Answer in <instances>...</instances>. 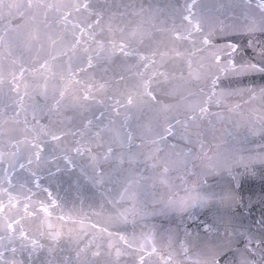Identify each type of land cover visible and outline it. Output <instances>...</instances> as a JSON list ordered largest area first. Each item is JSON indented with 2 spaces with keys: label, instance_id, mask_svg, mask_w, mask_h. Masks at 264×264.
Listing matches in <instances>:
<instances>
[{
  "label": "snow or ice",
  "instance_id": "snow-or-ice-1",
  "mask_svg": "<svg viewBox=\"0 0 264 264\" xmlns=\"http://www.w3.org/2000/svg\"><path fill=\"white\" fill-rule=\"evenodd\" d=\"M241 2L243 7L239 16L234 11L223 18L205 9L197 11L198 0H190L184 6L180 24L174 20L171 24L161 20L157 25L154 18H147L130 26L129 23H115L113 17L106 20L104 9L93 8L91 0H0V21H21L17 28H5L0 32V47L5 48L9 56L13 55L14 48L22 51L35 48L39 52L44 50L45 41L49 46L47 58L40 61L38 67L29 70L20 64L18 72L9 73L11 79H6L0 72V96H6L11 102L6 107L15 105L17 109L14 116L8 119L20 124L21 112L26 113L29 108L32 112L31 121L26 115L23 120L24 138L9 140L10 151L5 153L0 150V161L6 154L17 156L20 146L27 145L32 150L28 164L33 163V157L39 164L45 145H55L61 154L52 159L63 161V169L57 166V172L79 169L87 175L93 186L103 188L105 185H119L117 194L106 197L95 214L108 212L110 218L119 225L131 223L133 233L138 227H147L136 223L135 216L138 213L133 210L140 198L147 194L145 182L148 180L154 181L153 187L158 182L163 188L161 211L187 213L191 219L193 213L190 209L204 208L210 203L227 207L230 210L228 216L218 217L211 224L200 225L204 235L197 236L195 244L192 241H180L183 260L190 264H264V208L260 219L253 218L252 221V224L259 225V231H254L252 225L246 226L237 217L236 210L242 216L244 211L251 209L239 195L240 185L231 182L236 180L234 165H243L245 172L251 171L255 175L250 164L256 163V160L253 158L245 163L243 156H209L204 152L209 161H216L207 166L208 171L211 174L226 172L231 181L213 186L208 185L206 180L189 182L185 176H180V184L175 185L170 182L169 175L175 170L176 164H183L186 175L193 174L187 166V157L192 154V150L161 155L165 153V146L171 149L177 147L175 143L168 142L169 137L176 139L179 136V139L191 143L189 136L193 128L199 127L205 120L211 124L210 118L213 116L223 119L222 112L210 110L212 106L223 107L233 113L241 109L242 105H250L256 100L264 104V83H256L257 79L264 81V0H258L256 4L258 15L250 11L254 0ZM143 12L145 9L141 8L135 14ZM81 13L87 14L86 21L77 19L76 14ZM10 31L15 35L6 41L5 36ZM104 33L108 34L107 39L98 38ZM195 34H199L200 47L194 51L185 48V44L195 46ZM231 35L247 36V44L240 45L229 39ZM215 36L223 42L214 40ZM141 46H147L150 51L141 52ZM195 53L201 57L198 67H194L191 59ZM117 56L135 59L136 63L132 67L136 69L133 73L136 83L123 91L117 89L116 95L107 97L112 116H124L114 138L106 139V133L114 131L110 125H115L116 120L109 117L108 124H105L103 111L80 126L57 128V120L53 117L65 110L72 108L86 111L90 104L104 103L97 99V93L106 92L108 82H98L94 78L81 80L78 74ZM61 58L67 59V71L58 74L54 70L55 62ZM74 60L81 62L76 69L73 68ZM17 63V59L12 60V64ZM171 64H182L187 70L167 71ZM26 71L32 74L39 72L44 77V83L38 86L37 91L43 105L31 97L33 103L25 107L24 98L29 96L28 85L24 84L22 92L20 81ZM221 75L226 78V82L221 80ZM50 79L57 80L52 85L51 94ZM124 80L125 77L121 75L117 83ZM201 82H205L206 87L201 86ZM5 83L8 85L7 92L4 91ZM164 97L174 103H166ZM231 97H239L240 102L229 104ZM145 107L153 109L165 122L163 130L151 138L148 136L152 132L151 128L137 137L129 125L132 110ZM173 112H178L183 118H178ZM0 116H3V111H0ZM44 118L49 123H43ZM259 119L261 131L264 132V115ZM2 123H7V120ZM177 126L183 131L178 133ZM3 135L5 130L0 126V136ZM69 137L71 142L67 146L65 142ZM199 146L201 150L205 147L203 142ZM145 147L148 149L146 155L141 151ZM141 156L144 158L141 159ZM259 163L264 165V155H261ZM140 164L145 165L152 175H146L145 168L137 171L134 166ZM10 168L12 171L3 170V179H0V264H37L46 245L25 230L23 221L28 216L36 217L40 213L50 218L51 210L60 207V197L54 196L38 179L34 184L39 193L28 187L26 182H14L12 172L15 171V165H10ZM19 168L24 169L25 164L20 163ZM32 175L35 176V173ZM106 191L110 193L112 189ZM38 194L44 195L45 199L38 200ZM261 203L264 205V196L261 197ZM58 219L63 221L65 216L61 214ZM48 227L50 230L46 235L51 244L47 246L48 257L42 264H55L53 253L61 233L52 231L51 224ZM101 231L110 237L113 235L107 228ZM118 231H127V227L119 228ZM40 236L44 237L45 233L41 232ZM119 239L125 248L116 247L117 260L121 256L136 255V264H146V256L159 254L162 264H174L172 252L169 251L165 256L163 250L157 248L152 233H142L139 243L135 235L131 239L120 235ZM112 248L113 245L109 243L108 255H111ZM193 248L197 251L193 252ZM86 251L91 252L93 257L100 256L101 246L96 245L93 251L90 241L85 248L76 252L77 259Z\"/></svg>",
  "mask_w": 264,
  "mask_h": 264
},
{
  "label": "water",
  "instance_id": "water-1",
  "mask_svg": "<svg viewBox=\"0 0 264 264\" xmlns=\"http://www.w3.org/2000/svg\"><path fill=\"white\" fill-rule=\"evenodd\" d=\"M190 0H91L93 8H103L105 11V19L113 17L115 23L121 25L129 23L130 26H134L140 23L142 19L154 18V22L159 25L161 20H165L168 24H171L173 20L176 24H180V16L183 14L184 6ZM258 0H254L251 5L250 11L253 14L258 15L256 8ZM230 6V7H225ZM239 6V7H238ZM243 7L241 0H198L197 11L205 9L213 14L223 18L225 15H231L234 11L237 16L240 15L241 8ZM145 9V12L140 15H136L140 9ZM123 13V15H121ZM77 19L86 21L88 19L86 13L76 14ZM21 24L18 19L0 21V32L5 28H17ZM15 33L9 32L5 36V40L8 41L10 37ZM107 39L108 34L104 33L100 37ZM196 44H185L184 47L194 51L195 48L200 47L199 34H195ZM214 40H221L220 37H213ZM229 39L239 43L240 45L247 44V36L243 35H231ZM264 39V37H262ZM221 42H223L221 40ZM45 47L43 51L37 52L34 48L31 51H22L18 48L13 49V55L9 56L5 48L0 47V72L6 77L11 79L9 73L18 72L20 64H23L26 69L38 67L39 62L47 58L49 46L47 41L44 42ZM141 52H149L150 49L147 46L140 47ZM17 59V64H12V60ZM191 59L193 60L194 67H198L201 62L199 53H195ZM136 63L133 58H123L120 56L114 57L111 61H101L96 64L92 69H88L86 72L78 74V78L81 80H88L94 78L98 82L107 81L108 87L106 92L97 93V99L103 100V104H90L88 109H72L69 108L61 113L59 116L53 117L57 120L55 125L57 128H65L72 126H80L87 119H93L99 112H105L104 123L108 124L109 117L116 120L115 125H110L113 128V132L106 133V139L114 138L116 130H119L120 124L124 120V116L114 117L110 113L108 105L110 101L108 96L116 95V90L121 91L131 87L136 83V77L133 73L136 71L132 66ZM81 65L79 60L73 61V68L76 69ZM54 70L59 74L60 72L67 71V59L61 58L55 62ZM167 71L181 70L186 72V66L182 64L168 65ZM214 71V69H213ZM123 75L124 81L117 83L118 77ZM221 80L226 82V78L221 75ZM21 83V91L24 90V84L28 85L29 96L24 98L25 107L33 103L34 97L36 101H39L43 105V100L37 95L38 86L44 83V77L39 73L32 74L30 71H26ZM49 94L52 92V85L57 83V80L50 79ZM257 85L264 83L257 79ZM201 86L206 87L205 82H201ZM8 85L5 83L4 91L7 92ZM165 102H172L167 97L163 98ZM240 102L239 97H231L229 104H235ZM11 103L6 96H0V111H3V116H0V122L7 120V123H2L5 130V135L0 136V150L8 153L10 151L8 141L11 139H23V120L25 115L28 120H32V112L29 108L28 111L21 112L19 120L20 124L14 123V121L8 119L13 117L16 106L6 107ZM212 112H222L223 119L217 117H211L212 123L209 124L207 120L200 123L199 127L191 130L189 139L191 143L185 140L168 138L169 143H175L177 147L171 149L165 146L164 154H171L178 151L192 150V154L187 157L188 169L191 175H186L184 172V166L182 163L176 164L175 170L170 172L169 179L172 184H180V176H185L189 181L206 180L208 185H222L231 181V178L226 172H218L217 174H211L208 171V165L215 164L216 161H209L204 152H207L209 156L233 155L236 158L240 156L244 157V162L249 163L251 159H255L256 163L250 164V168L254 169L255 175L251 171L245 172L243 165H234L233 173L236 176L235 181H231L233 184H239V195L243 198L250 211H244L243 215H240V211L236 210L237 217L242 219L244 224L252 225L254 231H259V225L252 224L253 218L259 220L261 217L262 208L264 205L261 203V197L264 196V165L259 163L261 155H264V132L261 131L262 123L259 117L264 115V104L259 100L252 102L250 105H242V108L236 112L229 113L226 108H217L212 106L210 109ZM123 112V109L121 110ZM182 112V109L180 110ZM173 115L178 118H183L178 112H173ZM43 123H49L47 118L42 120ZM129 125L133 129L134 134L139 137L146 129L151 128L152 132L148 133V136L154 137L155 133L162 131L165 126L163 118L157 116L156 112L148 107L142 110L133 109L131 112V119ZM183 130L177 126V132L180 133ZM196 133H200L197 135ZM71 138H67L66 144L70 146ZM139 143V140L136 141ZM200 142H203L205 147L200 149ZM135 151V149H133ZM144 155L147 154V147L141 149ZM32 150L27 145H21L19 154L15 157L11 155H5L3 160L0 161V179H3L4 169H9L10 165H15V171L12 172L13 181L20 183H27L28 187L33 188L34 191L39 193V190L35 188L34 181L39 180V183L43 187L49 188L54 196L60 197L59 204L52 211L50 218H45L43 213H40L36 217L28 216L23 221L25 230L32 236L41 239L46 245L45 251L41 253L40 260L37 264L42 262L48 257L47 246L51 242L47 239V232L50 230L48 225H52V231L61 233V237L55 252L53 253V259L55 264H136L137 256H121L118 260L115 257L116 247H120L122 250L125 245L120 241L119 236L124 235L126 238L131 239L133 235L136 237V242H141L142 233H152L158 249L163 250V254L167 256L169 251L173 254L174 264H190L188 261L183 260L182 252L180 250V241L196 242L197 236H203L204 230L200 226L203 223L211 224L217 220L218 217H226L230 214V210L227 207L210 203L204 208L190 209L193 213V217L190 219L187 213L176 214L174 212L161 211L163 204L160 201L161 194L163 193L162 186L158 182L148 180L145 182L147 187V194L140 198L137 202L135 213L136 223L138 225H147V227H138L133 233L132 225L129 223L127 226L119 225L115 223L108 212H101L99 215L95 212H99V205L105 201V198H110L117 194L119 185H105L103 188L99 186H93L92 182L88 179L87 175L80 172L79 169L75 171H60L57 172L56 168L59 166L63 169V161L53 160V157L59 156L60 149L56 148L53 144H46L45 150L41 154L42 160L38 164L34 157L33 163L28 164L29 156ZM141 159L144 156L140 157ZM25 164L24 169L19 168V164ZM107 167V166H106ZM137 171L141 168H145V165L140 164L134 166ZM35 173V176L32 174ZM52 173V174H50ZM90 175V170L88 172ZM146 175H152L151 171L145 168ZM111 188L109 193L106 190ZM104 193V195H102ZM38 200L45 199L44 195L38 194ZM250 201V203H249ZM126 207L128 205H125ZM69 209L72 211L69 212ZM22 211V210H21ZM147 213V215H143ZM63 214L65 219L59 220L58 217ZM71 217L70 219L68 217ZM131 220V217H130ZM127 227V231L119 232L118 229ZM107 228L113 232L110 237L106 232H102L101 229ZM45 233L44 237L40 236V233ZM211 235V234H210ZM92 242V250H95L96 245L101 246V255L93 257L91 252L86 251L81 253V257L77 259L76 252L85 248L89 242ZM169 242L171 248H169ZM111 243L113 248L110 250L111 255H108V244ZM193 252L197 249L193 248ZM146 264H162L159 254H153L152 256H146Z\"/></svg>",
  "mask_w": 264,
  "mask_h": 264
}]
</instances>
